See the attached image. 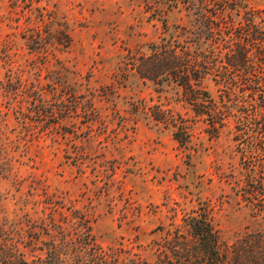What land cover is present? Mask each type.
Listing matches in <instances>:
<instances>
[{
    "label": "rangeland",
    "instance_id": "374dc122",
    "mask_svg": "<svg viewBox=\"0 0 264 264\" xmlns=\"http://www.w3.org/2000/svg\"><path fill=\"white\" fill-rule=\"evenodd\" d=\"M165 8L163 0H0V224L14 239L41 247L50 219L75 237L84 217L103 249L153 263V242L200 206L224 245L264 229V212L236 193L250 163L232 119L209 137L175 91L157 93L131 67L167 36L163 20L168 32L190 27L185 12ZM204 86L217 100L219 86L210 78ZM156 105L188 122L189 146L153 121Z\"/></svg>",
    "mask_w": 264,
    "mask_h": 264
},
{
    "label": "trees",
    "instance_id": "16d2710c",
    "mask_svg": "<svg viewBox=\"0 0 264 264\" xmlns=\"http://www.w3.org/2000/svg\"><path fill=\"white\" fill-rule=\"evenodd\" d=\"M163 1L164 14L185 12L190 27L179 25L168 32L163 20L167 36L149 44V53L139 54L131 67L142 82L153 83L157 93L164 86L175 91L194 120L207 125L209 137L217 138L232 119L233 140L241 159L250 163L236 193L252 209L264 212V162H254L256 157L264 159V7L249 6L247 0ZM209 78L219 86L217 100L204 86ZM153 111V121L170 128L179 146L191 144L189 124L181 115L162 105ZM48 223L52 232L41 247L28 245L22 237L14 239L0 224V264H264V229L245 232L232 246L224 245L207 207L184 215L181 225L153 242V263L137 254L130 260L112 248L103 249L84 217L73 223L75 237L54 220ZM37 250L43 254L28 260L27 252Z\"/></svg>",
    "mask_w": 264,
    "mask_h": 264
}]
</instances>
